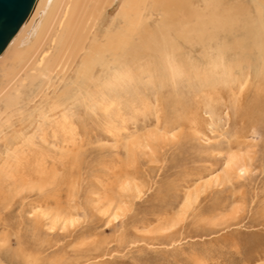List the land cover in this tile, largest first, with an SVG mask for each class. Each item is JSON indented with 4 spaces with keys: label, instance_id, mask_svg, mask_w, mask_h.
<instances>
[{
    "label": "rangeland",
    "instance_id": "rangeland-1",
    "mask_svg": "<svg viewBox=\"0 0 264 264\" xmlns=\"http://www.w3.org/2000/svg\"><path fill=\"white\" fill-rule=\"evenodd\" d=\"M128 69L6 132L0 264H264V72L238 105L219 75L208 87ZM17 160L24 184L9 174Z\"/></svg>",
    "mask_w": 264,
    "mask_h": 264
},
{
    "label": "bare ground",
    "instance_id": "bare-ground-1",
    "mask_svg": "<svg viewBox=\"0 0 264 264\" xmlns=\"http://www.w3.org/2000/svg\"><path fill=\"white\" fill-rule=\"evenodd\" d=\"M124 67L128 77L135 68L148 80L192 75L205 86L219 75L241 105L251 78L264 72V0H35L0 54V142L31 110L91 101L105 89V72ZM250 96L247 115L257 123L262 96ZM26 160L9 173L21 183L30 177ZM8 162L0 159V177ZM28 256L16 254L22 263Z\"/></svg>",
    "mask_w": 264,
    "mask_h": 264
},
{
    "label": "water",
    "instance_id": "water-1",
    "mask_svg": "<svg viewBox=\"0 0 264 264\" xmlns=\"http://www.w3.org/2000/svg\"><path fill=\"white\" fill-rule=\"evenodd\" d=\"M35 0H0V54L17 33Z\"/></svg>",
    "mask_w": 264,
    "mask_h": 264
}]
</instances>
